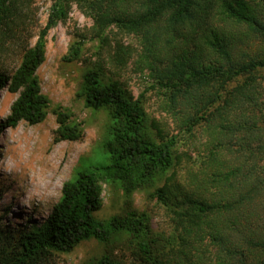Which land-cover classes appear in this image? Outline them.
Segmentation results:
<instances>
[{
	"label": "trees",
	"instance_id": "obj_1",
	"mask_svg": "<svg viewBox=\"0 0 264 264\" xmlns=\"http://www.w3.org/2000/svg\"><path fill=\"white\" fill-rule=\"evenodd\" d=\"M21 1L0 0V56L25 28ZM70 2L92 18L99 53L77 96L108 120L42 223L11 226L0 218V264H46L92 238L104 251L89 264H123L113 255L121 237L132 264H264V0H56L15 70L0 71V90L18 93L1 129L46 118L50 101L37 69ZM81 49L75 41L63 59L78 60ZM130 60L148 71L176 133L149 117L143 94L135 98L127 83L105 75L107 66L123 70ZM52 112L53 143L83 137L70 110ZM105 187L126 202L99 219ZM140 190H152L169 234L127 202Z\"/></svg>",
	"mask_w": 264,
	"mask_h": 264
},
{
	"label": "rangeland",
	"instance_id": "obj_2",
	"mask_svg": "<svg viewBox=\"0 0 264 264\" xmlns=\"http://www.w3.org/2000/svg\"><path fill=\"white\" fill-rule=\"evenodd\" d=\"M55 1L22 0L17 3L27 22L23 30L17 31L16 38L9 39L5 45V52L0 56V71L10 74L15 70L23 52L35 43ZM68 9L66 20L59 21L47 34L45 60L37 69L41 91L50 101L46 118L34 125L21 121L15 127L1 129L0 126V218L11 226L44 221L61 195L63 182L72 177L78 159L89 155L96 147L108 120L106 112H92L77 96L86 64L95 62L99 55L98 43L90 33L92 18L82 13L74 2H70ZM75 41L81 42V56L67 62L63 56ZM123 41L139 47L137 38L125 36ZM104 72L107 77L127 83L135 98L143 94L149 117L165 125L170 135L176 133L171 117L159 107L160 99L150 87L153 81L147 70H135L130 60L123 70L107 66ZM17 95L0 90V125ZM58 105L70 110L82 123L81 139L53 143L57 123L52 111ZM151 191H135L127 202L132 208L148 214L155 231L169 234L164 210ZM102 200L101 209L95 212L99 219L118 214L126 202L121 191L109 187L103 190ZM120 241L113 255L123 264H132L131 249L125 246L128 241L124 237ZM103 251V243L92 238L80 242L70 252L53 254L46 264H89Z\"/></svg>",
	"mask_w": 264,
	"mask_h": 264
}]
</instances>
